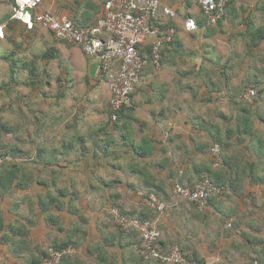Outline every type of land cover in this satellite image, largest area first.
<instances>
[{
    "label": "trees",
    "instance_id": "1",
    "mask_svg": "<svg viewBox=\"0 0 264 264\" xmlns=\"http://www.w3.org/2000/svg\"><path fill=\"white\" fill-rule=\"evenodd\" d=\"M42 1L44 5L45 2ZM106 1L86 0L83 2V0H75L74 3L84 11L76 10L75 4L70 3L65 5L68 10L66 12L79 25L93 24L97 19L95 16L101 12V5L103 6ZM260 1L262 0H256V4ZM61 7L63 8L64 5ZM258 9L264 17V5L259 6ZM58 13V15L62 14L61 11ZM196 21L199 25V33L204 28V35L210 36L217 31L226 33L221 26L222 21L213 29L206 28V17L202 13H200L199 19L196 18ZM0 23L2 24L0 28L5 30L8 47L12 48L6 54L3 52L0 54V63L3 61L10 64V70H6L9 81L6 86L0 85V140L5 135L4 132L8 133L12 130L14 133L7 149L0 148V150H4V152L0 151V156H8V159L0 164V244L9 247L11 256L17 260L16 264H44L45 258L50 255V249L62 253L63 256L59 264H92L84 259L86 256L88 258L95 256L94 264H164L158 259H146L141 254L144 246L139 231L118 225L114 217L116 209L122 216L143 221H153L160 215L166 216L165 210L161 213L144 205L141 199L138 201L137 207L132 209H129L127 201L122 202L121 192L117 189L120 186L118 185L120 181L125 182L120 179V176L124 172L123 167L127 166L126 157L130 153L126 150L112 151L114 158L110 161L106 153L109 142L105 140L102 144L100 140L102 137L98 136L90 139L89 145L86 138L76 135L77 131L72 128L76 126L75 123L79 116L72 113L74 119H71L72 115H66L62 111L61 99L53 104L50 100L51 97H45L44 90L40 93L35 90L36 83L47 84L46 74L34 72L35 70L31 68L28 70L29 74H24L25 80L19 78V64L21 61L26 63L22 60L26 58L21 56L19 51L27 53V50L39 38L37 37V27L28 29L24 23L13 17V12L0 19ZM254 24V19L246 18L242 23L243 27L241 25L239 28V32H233L241 38L249 36L250 43H246L248 53L246 52L241 60L236 56L235 59L232 57L230 61H226L229 64L226 66V73H223L224 78H221L223 77L222 72H220L221 76L219 74L220 60L210 59L208 56L204 58L209 61L204 63L208 67L203 64L204 66L202 65L200 69L194 71V80H201L207 87L212 86L211 82H217L219 78L222 83L221 89H228L229 95L236 86L242 90L241 95L246 91L253 90L255 93L251 99H242L241 95L238 99L237 97L233 99L241 108L235 112L236 114L231 120L221 114V119L223 118L227 122V128L222 125L218 126L216 122H210L207 116L202 113L193 114L189 121L191 129L188 136L193 142L194 149L200 155L198 163L194 162V156L190 158L192 150H188L190 146L184 142L179 146L184 150L188 159L181 165L174 164L169 159L163 166V162L167 160H160L161 158L158 156L152 158L153 162H159L158 171L160 174L155 175L153 172L157 170L154 169V171L149 164L141 162L140 157L144 154L141 153L140 148L135 146V152L132 154L130 162L129 176L132 175L135 181L142 182V185L138 183L137 186L135 181L130 182L126 179L122 187L125 186L124 190L127 192L128 198L136 199L137 193L143 190L145 195L155 194L166 204L170 198L168 191L173 188L176 182L193 188L198 182L197 180L207 178L215 185L222 187L223 193H225L227 188H234L235 185L240 184L241 179L250 177V175L254 176L252 173L254 165L262 162V158H264V86L257 88L264 80V77L261 76V72L264 71V60H260L264 58V24H258V26H254ZM169 25L172 26L174 23L169 22ZM233 34L230 33V37H233ZM168 45H174V41ZM244 68L249 70L241 82L239 76L241 69ZM192 70L190 68L189 71L192 72ZM207 70H209L208 73ZM23 89L27 90V93L22 92ZM220 91L218 90V92ZM7 94H9L8 98ZM253 100L256 101L255 105L253 103L252 105L250 103L246 106L241 105V102L246 104V101ZM253 109H257L259 113L256 115L252 111ZM109 121L114 125L117 124V121L112 120L111 112ZM254 121L260 123L257 130L256 127H253ZM61 123L65 124L64 129L59 128ZM50 133H53V137H50ZM181 136L185 138L186 133H182ZM199 137L201 140L198 139ZM203 137L206 139L205 141L202 140ZM40 139L45 142L39 143ZM129 140V135L123 136V139L120 140L122 148H127L130 145ZM211 142L214 145L207 149L206 147ZM216 145L221 148L219 158L212 152ZM25 147H28L29 154H25ZM98 150L101 151L104 158L107 157L106 163H110L111 169L102 167L97 161L101 156ZM162 150L159 149L160 152ZM253 154H255L254 159L251 158ZM26 157L27 159H25ZM165 167L167 171L164 170ZM25 168L27 171H23ZM119 171L120 174H118ZM80 189L84 196L93 195L103 190L107 195L105 209L95 210L97 201H94L87 204V216L78 212L80 210L74 203L77 202L76 198ZM215 196L210 197L209 202ZM129 201L131 204L136 203V201ZM209 208L210 204L205 210L197 209L207 215ZM81 209L83 211V208ZM85 210L87 211V209ZM76 214L77 219L74 217ZM82 217H87L83 220L87 224L85 228L80 229L79 223ZM257 222L259 223L258 229H256L257 234L250 238V243L261 244L258 246L261 247L260 250L253 251L256 254H261L260 251L264 250V225H262L264 222L259 220ZM233 224L231 222V228L226 227V229L231 232L232 230L236 231L234 226L239 228V222L234 226ZM242 233L244 236H241V239L250 235L249 232L242 231ZM35 238L38 242L40 241L41 246L42 240L53 241V245H49L45 251L42 247L33 249L35 246L32 245V241ZM161 241L164 246L167 245L163 237ZM71 244L81 245V249L78 250L84 252V255L78 254L77 256L75 254L73 257L75 250ZM181 252L183 253L182 249ZM37 254L38 256H36ZM183 254L185 255V253ZM260 257V255L257 256V259L260 264H264V259H259ZM190 260L205 261L199 260V258ZM0 264H7V260L0 261Z\"/></svg>",
    "mask_w": 264,
    "mask_h": 264
},
{
    "label": "crops",
    "instance_id": "2",
    "mask_svg": "<svg viewBox=\"0 0 264 264\" xmlns=\"http://www.w3.org/2000/svg\"><path fill=\"white\" fill-rule=\"evenodd\" d=\"M194 1L195 0H160L161 10H163L164 8H171L178 14V17L174 21H171L174 23L177 29L174 45H168L165 47L163 55L165 56L163 59V65L166 64V66H163V69L160 72L154 71L152 67H148L145 70L141 78V83L137 91L133 95V106L128 109L122 110L123 112H120L117 119V124L114 125V123L109 121L111 112L109 101L111 94L107 83L106 93L104 88H100L102 80L106 79H104V77H97L96 72L98 69V64L95 61H90L89 70H87L86 76L88 77V92L84 98H80V100L77 102V98L73 96L69 97L65 92H63V95H65V99L61 98L62 111L65 112L66 115L69 114V116H71L72 113L79 116L77 122L75 123L76 126L73 127L72 130L74 129L77 131L76 135L86 138V141L89 143V145L91 141L90 139L98 136L102 137L101 139H103L104 141L106 140L107 142H109V146L107 145L108 150L106 151L109 157L108 160L112 161V159L114 158V155H112V151L120 152L121 150H126L128 153H130V155H132L135 152L134 147L137 146L138 148H140L141 153L144 154V156L140 157L141 162L147 165L149 164L150 168L153 170L156 169L157 171L154 170L155 172H153L156 175L160 174V171H158L159 162H153L152 158H157L158 156L161 158L160 160H167L166 162H163V166L167 164L169 159L173 161L174 164L181 165L185 162L186 159L183 160V162H179V158H183L184 156L188 159V156L185 155L184 150H182L179 146L181 143L183 144L185 142L191 148H188V150H192L190 158L191 156H194V162H199L200 155H198V153L194 149L193 142L189 139L188 136L191 129V124L189 123V121L192 114H189L190 111L188 112L187 110V108L189 107H186L187 103L189 104L191 98L188 96V91L186 88L189 89L188 83L194 81V72H190V68L191 70L192 68H196V70L200 69L204 63H208L209 61L204 60L207 55L205 54L206 51L204 50L203 40L198 38L200 36L199 32L196 35H194L195 33L186 32L184 30L183 23H181V20L183 21L186 16H192L190 13H192V9L194 8ZM235 1L231 4V6L228 7L226 16L221 23L223 25V29L225 28L224 23H227L228 29L231 31L230 33L239 31L240 28L239 26L234 27V22L238 18V13L236 12L237 8L235 5L237 1ZM44 2L46 6H52L51 8H49L55 14H59L58 12L61 11L62 14L68 15V10H66L65 5H69L70 3L73 5L75 0H44ZM52 3L53 5H55H51ZM13 5H15L14 0H0V19L8 14H12V11H8L9 7H12ZM61 5H64V7L62 8ZM75 5L76 10H79L81 12L84 11L81 10V7H79L77 4ZM101 8L102 5L100 9ZM68 16L70 17V15ZM98 16L96 15L95 18ZM162 19H169V17L167 18L166 16H162ZM1 25L2 24L0 23V27H2ZM205 26L207 29L211 27L206 24ZM211 28L213 29V27ZM2 30L4 38L0 37V43H6L7 39L5 36V30ZM203 30H205V28L202 29V31ZM200 33L204 35V32L200 31ZM230 33H227V35H229ZM205 37L209 39V42L212 41L216 43V40L220 39V32H214L210 36L205 34L204 38ZM185 38L193 40L194 44L196 45L195 47L199 48V52L201 51V49L204 50L203 52H201V58L199 57V66L196 65L195 67V64L192 63L193 59L191 58L192 56H194V53H190L189 51V53L184 57L180 56L182 55L180 52V48L185 47L182 39ZM178 62L180 63L179 65L187 64V67H185L186 70L179 69V65L177 64ZM169 63H171L172 66H169ZM167 66L170 68L173 67L174 70H167ZM174 66H176L177 70L174 68ZM205 67H208V65L206 64ZM208 71L209 70H207V73ZM205 87H207V85H205ZM68 98L70 101H68ZM73 102L74 104H76L75 108H72L73 105L70 106ZM193 102L194 101L192 100V103ZM194 104L196 103L194 102ZM71 119H74L73 115ZM64 125V123H61L59 128L64 129ZM50 132L52 131L50 130ZM184 132L186 133L185 138L181 136V134ZM53 133H50V137H53ZM126 135H129L130 145H128L127 148H122L120 140H122L123 136ZM198 139L201 140V137H199ZM202 140L205 141L206 139H204L203 137ZM163 147L164 149L162 150ZM159 149L162 151L160 152ZM98 153L99 155L102 154L99 150ZM251 156V158L254 159L255 154ZM101 157L104 158L103 155H101L99 158ZM104 159L106 160V158ZM262 159L263 161L255 164V167H253L252 169V173L254 174V176L250 175V177L241 179V182L239 184V203L237 204V202H235L236 208L234 209L233 207H229L227 208V210H223L221 207L225 202H222L221 204H218V206H216L217 210L223 212L222 214L233 216L226 222L224 228L226 229L228 223L232 222L233 224L234 221L235 223L239 222V229L235 231L237 233L239 232V239L241 238L240 235L242 231L249 232L250 235L246 237L248 239L247 242L249 245L255 248L256 246H259L261 244H251L253 242H249L251 241L250 238H253L254 235L257 234L256 229H258L257 225L259 224L257 221L259 220L264 222V158ZM253 161L255 162V160ZM191 162L194 163L193 161ZM103 166L110 168V163H108L107 165H102V167ZM124 167L123 168L127 171L126 166ZM129 169H131V167ZM166 169L167 168L165 167L164 170ZM120 173L121 172L119 171L118 174ZM124 176L123 180L125 182L126 179H128L130 182L135 181L131 179V176ZM125 182H123V184H125ZM135 183V185H137L138 183L142 185V182L135 181ZM132 201H136V204H138V201L140 200L133 199ZM175 207V213L172 217L167 215H160L158 217V227L166 243L168 245H172L170 241H181L184 245H187V243L188 245H193V238L191 237V239L186 240L187 235L185 233L189 230L190 227L192 228V230H194V227H196L200 223V229L203 230V233L206 237L204 238V243L205 245H207L208 242L206 241H208L210 232L209 226L211 225L210 219L207 218L202 222L200 218L195 216L197 215L200 217L198 213L194 211L191 212L189 209H186L183 206L177 205ZM232 209L234 210V212L232 211ZM170 231H173V233H170ZM174 237H176V240L174 239ZM187 249L188 248L186 247V250ZM203 249L200 250L202 251ZM78 254L84 255V252L80 251ZM95 258V256H89V258L86 256V258L84 259L94 264L96 261ZM5 260H7V264H16L17 262V260H15L13 256H11L9 247L0 244V261ZM244 260V258H241L239 259V262L243 263ZM205 261L207 262V259ZM219 261L220 257L213 255L212 264H216ZM208 263L210 262H207L206 264Z\"/></svg>",
    "mask_w": 264,
    "mask_h": 264
},
{
    "label": "rangeland",
    "instance_id": "3",
    "mask_svg": "<svg viewBox=\"0 0 264 264\" xmlns=\"http://www.w3.org/2000/svg\"><path fill=\"white\" fill-rule=\"evenodd\" d=\"M86 0H83V2ZM93 1V0H92ZM237 1V2H236ZM236 8H237V19L234 22V27H241L242 23L247 19H254V26H258V24L263 25L264 24V17H262L263 15L260 14L259 12V6H263L264 5V0L260 1V3L256 4V1L254 0H236ZM97 2V1H94ZM195 2V1H194ZM195 5L193 6L194 8L192 9V13H190L192 16H194V18H200V13H199V8L197 7L196 2L194 3ZM240 4V5H239ZM45 5V4H44ZM53 5V3L51 4ZM55 5V4H54ZM53 5V6H54ZM46 6V5H45ZM76 6V5H75ZM74 6V7H75ZM52 6H46V8L50 9ZM239 8V9H238ZM81 10H83L81 8ZM12 11V7H9V11ZM13 12V11H12ZM95 16V15H94ZM228 19V17H227ZM181 23H183V21L181 20ZM218 25L213 26V28H216ZM223 27V25H221ZM224 31L226 33H223L222 31H217L220 32V39L216 40L217 42L214 43L212 41L209 42V39H207L206 37L204 38V35H202V33H199L200 36L198 38H200L201 40H203L204 42V50L206 51L205 54L210 58V59H218L221 60L219 62V64H221L220 72H222V76L223 73H226L227 70V65L229 64V62L226 61H230V58H236V56H238L239 60L242 59V56L246 55V52L248 53V49L246 48V43L248 44V42L250 43V38L249 36H246L244 38L239 37V35L237 33L233 34V37H230V35H227V33H230L231 31L228 29V25L225 22L224 23ZM243 27V25H242ZM2 29V28H1ZM201 31V30H200ZM203 32V31H201ZM239 32V31H236ZM196 34H198V32H194ZM193 35V36H194ZM0 37L3 38V30H2V35L0 33ZM37 37H39L34 44L29 48V50H27V53H25L24 51H19V54L23 57H25L26 59H22L24 61H26V63L24 64L22 61L19 64V78L22 80H25L24 74H29L28 70L29 69H33L35 70L34 72H39V73H43V75L46 74L45 80L47 81V84H44L43 82H39L36 83V92L40 93L43 92L45 93V97L47 98L48 96L51 97L50 100L52 101V103H56L59 99H65V95H63V92H65L69 97L73 96L75 98H77V102L80 100V98H84L87 95V88H88V83H87V79L88 77L86 76L87 74V70H89V64L90 61L92 62L91 59H89L83 52L82 50L74 45L71 44H67L66 42L63 41H59L56 38H54L48 31L38 28L37 27ZM184 42V46L185 47H181L180 48V52L182 55H180L181 57H184L186 54L189 53H194V56H192L191 59H193L192 63L199 66L198 61H200L199 57L201 58L200 55L201 52H203L204 50L201 49V51L199 52L198 49L196 48L193 40L189 39V38H185L182 39ZM10 46V45H9ZM188 48V49H185ZM12 48L8 47L7 42L6 43H0V54H2L1 52H3V54H6L8 52V50H10ZM199 54V55H198ZM248 56V55H247ZM246 58V57H245ZM256 59V58H255ZM259 60V59H256ZM260 60H264V58H261ZM33 61V62H32ZM176 61V59H175ZM174 62V61H173ZM191 63V62H190ZM175 64V63H174ZM178 65L180 64L179 62L177 63ZM25 65V66H24ZM169 66H172L171 63L168 64ZM225 65V67H224ZM240 65V63H239ZM163 66H166V64H164ZM168 67V66H167ZM187 64H181L178 66L179 69H184L186 70ZM174 68L177 70L176 66H174ZM26 69V70H25ZM174 70L173 67H168L167 70ZM249 69H251V66H249ZM248 69V70H249ZM6 70L9 71L10 70V64H6L3 61L0 63V85H7L9 78L6 75ZM246 70V68L241 69V75L239 76V81H241V79L244 78V76L246 75V72L248 71ZM196 71V68H193L192 72ZM224 71V72H223ZM243 71V72H242ZM251 72V71H249ZM187 74V73H186ZM252 74V73H250ZM221 76V74H220ZM261 76L264 77V71L261 72ZM213 77V76H212ZM221 78H224L221 77ZM106 79V78H104ZM242 82V81H241ZM107 80H102V83L100 84V88H104L105 89V93L107 91V86H106ZM108 84V83H107ZM205 83L202 82L199 79H196L190 83H188V96L191 97L190 98V102L189 104L187 103L186 107L187 108L189 114H195L196 112L198 113H202L203 115L207 116L208 120L210 122H216L218 124V126L222 125L223 127L227 128V122L225 119H221V114L227 116L228 120H231L232 118H234L235 116V112H238L239 109L241 108L239 106V104H237L236 102H234V98L237 97V99L239 98V96L242 93V90L239 87H234L230 93L231 95H229L227 93L228 89H221L222 88V83L218 78V81H212L211 85L209 87H205L204 86ZM204 86V87H203ZM233 86V85H232ZM264 86V80L260 83V85L257 87H262ZM249 88V87H247ZM218 90H221L220 92H218ZM224 91L222 94L221 92ZM24 93H27V90L23 89ZM229 92V90H228ZM42 93V94H44ZM41 94V95H42ZM234 95V96H232ZM7 98L9 97V94L6 95ZM261 96V95H260ZM242 97V99L248 100L251 99L252 95L250 94V90L246 91L244 94H242L240 96V98ZM45 98V100H46ZM186 98V97H184ZM192 100L196 103L194 104V102L192 103ZM68 101L69 98H68ZM234 102V103H233ZM256 101H246V104H244V102H241V105L246 106L248 103H250L252 105H255ZM72 108H75L74 102L70 105L72 106ZM194 106V108H193ZM196 106V107H195ZM197 108V109H196ZM256 115L259 113L257 111V109H253L252 110ZM201 115V114H200ZM256 115H255V119H256ZM192 116H190V118H192ZM202 116V115H201ZM219 116V117H218ZM254 116V114H253ZM259 121H254V128L256 127V130L260 127L259 126ZM5 135L2 137V139L0 140V148L1 149H7V146H9L11 144L12 138L14 137V133H12V130H10L8 133L4 132ZM5 139V140H4ZM41 142L39 143H44L45 140L40 139ZM101 143L103 144V142H105L103 139H100ZM213 142L209 143V145L206 147L207 149H210L214 144H212ZM221 149V148H220ZM4 150H0L1 152H4ZM97 150V149H96ZM239 150V149H236ZM25 154H29L28 152V147H25L24 150ZM132 155L127 156V171L126 169H124V173L121 174L120 179L123 180V174L127 175V177L130 174L129 168H130V162L132 160L131 158ZM169 156V155H168ZM101 157L99 158L97 161L100 162L101 165H107L106 160ZM107 158V157H106ZM27 159V157L25 158ZM187 160V158H185L183 156V158H179V162H183V160ZM108 161V160H107ZM26 163V162H25ZM26 165V164H25ZM125 168V167H124ZM23 171H27V168H25ZM167 171V169H166ZM131 179L135 180L133 178L132 175ZM125 177V176H124ZM198 179V178H196ZM201 180V179H199ZM197 180V181H199ZM196 181V182H197ZM116 182H119L116 180ZM121 182V183H120ZM118 183V189L121 192V200L122 202H126L127 201V205L129 207V209L132 208H136L137 204H131L130 205V201L129 200H133L134 197H130L128 198V194L127 192H125L124 187L123 186V181H120ZM115 188V189H114ZM113 189L116 190V187H114ZM112 189V190H113ZM110 191V190H109ZM143 190H141L140 192H142ZM166 191H168V189H166ZM165 191V192H166ZM138 197L136 199L140 200L143 197L140 195V193H137ZM168 195H169V200H168V205H165V208L163 210H165L166 215L167 216H173L175 211H173V209L175 208V206L179 205V206H183L186 209H189L191 212H196L198 214H201L200 217L195 215L196 217L200 218L201 221L203 222V220L205 219H210L211 225L209 226L210 228V232H209V236H208V244L205 245L204 243V238L205 235L203 233V230L200 229L201 225L199 223V225H197L196 227H194V230H192V228H189V232L186 231V240L191 239V237L193 238L192 240V244L193 245H184L181 241H170V243L172 245H165L163 250L170 252L173 248V246H180V248L182 249L183 253H185V257L190 260V259H196L199 258V260H206L207 262H210L208 264H212V257L213 255L219 256L220 257V261L217 262L216 264H253L252 262H254L257 259V256H261L259 259H264V250L262 249L260 252L261 254H256L257 249L260 250L261 247L256 246L252 247L251 245L248 244V239H239V233L235 232L232 230L228 231V229H225V224L228 220H230L233 216L232 215H224L222 214L223 212L219 211L216 209V206H218V204H221L222 202H225L223 204V206L221 207L223 210H227V208H236L235 206V202H237V204L239 203V183L237 185H235L234 188H227L225 193H222L219 196H215L211 199V201L209 202L210 204V210L207 212L208 214L205 215L203 212H200L197 207L193 204H191L188 201H185L183 199H181L180 197L176 196L173 192V189L168 191ZM141 196V197H140ZM107 195L105 194V192H103V190H100V192H96L93 195H83V192L80 191L78 192V196L76 198V203L75 206L79 208L80 211L78 212H82V214L84 216H87V212H88V208H87V204L88 203H92L94 201H97V203L95 204V206L97 207L95 210H102L105 205L107 203ZM85 207V208H84ZM83 208V211L82 209ZM87 209V211L85 210ZM105 209V208H104ZM257 209V207H256ZM117 210V209H116ZM162 210V211H163ZM189 210H185V211H189ZM232 211L234 212V210L232 209ZM26 212V211H25ZM119 212V210H118ZM102 213V212H101ZM81 214V215H82ZM120 214V213H118ZM79 216V215H78ZM77 219V214L76 216ZM103 217V216H101ZM114 217L116 219V214H114ZM87 217L81 219V222L79 223V228L83 229L85 228L87 222L83 221L85 220ZM129 219V218H128ZM239 220V219H238ZM116 223H118L117 219H116ZM235 221L233 226L235 225ZM264 225V223L262 224ZM260 225V226H262ZM187 226V224H186ZM236 226V225H235ZM234 226L235 230H238L239 228H236ZM137 230V229H135ZM209 230V229H208ZM170 233H173V231H170ZM175 233V232H174ZM169 235V234H168ZM174 235V234H172ZM204 235V236H203ZM241 236H244V234L241 232ZM51 237V236H50ZM174 239L176 240V237H174ZM43 242L41 243L42 246L39 244L37 238H35L34 241H32V245L35 246L33 249H35L36 247L40 248L42 247L43 250L45 251L46 248L49 245H53V241L50 240H42ZM246 241V242H245ZM228 242V243H226ZM250 242V241H249ZM262 242V241H261ZM72 245V244H71ZM73 248V250H75V252L73 253V257L75 256V254H77L78 256V250L80 246H75L72 245L71 246ZM186 247L188 248L186 250ZM204 247V249H203ZM81 249V248H80ZM200 249H203L202 251ZM41 250V249H40ZM39 250V252H40ZM42 250V252H43ZM39 254V253H38ZM38 254L36 256H38ZM244 258L245 260L242 262H239V259ZM211 261H210V260ZM87 261V260H86ZM259 261V260H258ZM206 262V261H204ZM206 262V263H207ZM260 262V261H259ZM262 263V262H261ZM263 264V263H262Z\"/></svg>",
    "mask_w": 264,
    "mask_h": 264
},
{
    "label": "built area",
    "instance_id": "4",
    "mask_svg": "<svg viewBox=\"0 0 264 264\" xmlns=\"http://www.w3.org/2000/svg\"><path fill=\"white\" fill-rule=\"evenodd\" d=\"M233 1L195 0L200 13L206 17V24L211 27L225 18L228 5ZM12 11L13 17L28 29H44L57 40L79 47L102 68V77L106 78L111 94L109 107L113 121H117L122 110L133 106V95L145 70L148 67L156 72L163 69V50L173 43L177 33L176 26L169 25L178 17L177 12L171 8L161 10L160 0H107L96 21L87 25L75 23L66 14H55L44 7L42 0H15ZM162 16L171 20H163ZM183 27L189 33L199 31L196 18L190 15L184 18ZM0 33L2 35L1 28ZM254 93L250 90L251 95ZM212 152L219 158L221 149L216 145ZM7 159L8 156H0V164ZM172 189L176 196L195 204L199 210L208 207L210 197L223 193L222 187L207 178L199 180L193 188L176 182ZM139 193L144 205L163 213L165 205L157 195ZM114 213L118 225L139 231L144 246L141 254L146 259H158L164 264H206L188 260L178 245L170 252L164 251L158 218L143 221L128 219L118 214V210ZM227 227H231V223ZM49 252L44 264H59L62 253L54 249ZM253 264L260 262L255 260Z\"/></svg>",
    "mask_w": 264,
    "mask_h": 264
},
{
    "label": "water",
    "instance_id": "5",
    "mask_svg": "<svg viewBox=\"0 0 264 264\" xmlns=\"http://www.w3.org/2000/svg\"><path fill=\"white\" fill-rule=\"evenodd\" d=\"M102 73H103L102 68H98L97 72H96L97 77L101 78L102 77Z\"/></svg>",
    "mask_w": 264,
    "mask_h": 264
},
{
    "label": "clouds",
    "instance_id": "6",
    "mask_svg": "<svg viewBox=\"0 0 264 264\" xmlns=\"http://www.w3.org/2000/svg\"><path fill=\"white\" fill-rule=\"evenodd\" d=\"M185 256V255H184Z\"/></svg>",
    "mask_w": 264,
    "mask_h": 264
}]
</instances>
